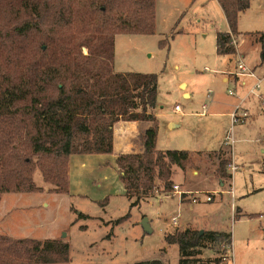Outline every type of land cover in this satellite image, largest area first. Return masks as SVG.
Returning <instances> with one entry per match:
<instances>
[{
	"label": "rangeland",
	"instance_id": "374dc122",
	"mask_svg": "<svg viewBox=\"0 0 264 264\" xmlns=\"http://www.w3.org/2000/svg\"><path fill=\"white\" fill-rule=\"evenodd\" d=\"M154 23L151 34L115 35L113 69L157 75L156 147L190 153L183 170L171 167L172 185H179V192L172 187L166 192L156 181L152 196L130 206L115 159L79 162L74 157L68 162L71 193L52 192L36 168L33 180L41 191L0 194V234L61 238L69 245L68 264H131L152 258L177 264V246L164 241L166 233L219 230L231 234V249L219 264H264V65L253 42V34L264 30V0H249L237 16L243 61L262 78L250 94L254 79L223 83L229 76L204 70L227 68L225 55L215 48L216 32L229 30L217 0H155ZM81 50L86 54L85 47ZM241 100L240 111L249 117L230 126L229 114ZM176 103L181 113L173 110ZM15 121L0 116V146L15 141L14 131L23 133ZM227 132L234 139L232 153L223 144ZM222 171L230 177H222ZM79 213L88 217L78 218ZM221 252L222 246L210 244L200 256L213 259Z\"/></svg>",
	"mask_w": 264,
	"mask_h": 264
},
{
	"label": "trees",
	"instance_id": "16d2710c",
	"mask_svg": "<svg viewBox=\"0 0 264 264\" xmlns=\"http://www.w3.org/2000/svg\"><path fill=\"white\" fill-rule=\"evenodd\" d=\"M217 1L229 30L216 33V53L233 55L231 37L238 41L240 34L237 16L249 0ZM154 20L155 0H0V116L16 118L15 127L23 131H14L15 141L0 146V194L41 191L33 180L36 168L52 192L68 193L70 157L111 154L113 126L120 120L150 123L140 152L115 157L130 206L152 196L156 181L164 191L172 190L171 167L183 170L190 153L156 148L157 75L113 69L115 35L151 34ZM253 41L264 65V30L255 32ZM222 177L230 175L222 171ZM164 241L177 246V264H219L231 249V234L219 230L184 228L166 233ZM210 244H219L222 252L202 259V248ZM69 260V245L61 238L0 234V264Z\"/></svg>",
	"mask_w": 264,
	"mask_h": 264
},
{
	"label": "crops",
	"instance_id": "0c3cea01",
	"mask_svg": "<svg viewBox=\"0 0 264 264\" xmlns=\"http://www.w3.org/2000/svg\"><path fill=\"white\" fill-rule=\"evenodd\" d=\"M251 42H250V44H252ZM255 43H257V42H255ZM116 45H117V41H116V38H114V50L116 48ZM257 48L259 51V44L257 45ZM236 56L237 57L240 56L242 59H243V57H245V52L240 48L239 44H237L236 51L233 55H225V58H226L225 65L227 68L232 69V67L235 63ZM224 75H227V74H224ZM227 76H229V77H223L222 78L223 83H226L228 81V78L233 80L234 83L242 82V81H240L241 78L253 79V78L245 77V76H236V77H233L231 75H227ZM181 85H183V88H185V84H181ZM184 95L188 96V93L185 92ZM241 101L243 102V100H241ZM178 113H181V111ZM169 125H171L172 127L175 126L174 122H172V121H169ZM148 126H150V123H148V122L120 120V121L116 122L113 126V150H112L111 154H109V155L108 154H87V155H74V156L72 155L70 157V161L74 157L79 162H84L86 160H91V159L102 160V159H105L107 157V158H111L113 160V163H114V159H115L116 155H118V154L130 153V152H140L142 150V137L141 136H142V133L144 132V130ZM178 187H179V185H178ZM69 188H70L69 192L71 193V187L69 186ZM175 192L176 191L173 189V193H175Z\"/></svg>",
	"mask_w": 264,
	"mask_h": 264
},
{
	"label": "built area",
	"instance_id": "2783aa9c",
	"mask_svg": "<svg viewBox=\"0 0 264 264\" xmlns=\"http://www.w3.org/2000/svg\"><path fill=\"white\" fill-rule=\"evenodd\" d=\"M230 44L235 46V48H236V46L238 44L237 39L232 36ZM204 70L205 71H210L213 74L221 73V74L231 75L233 77L246 76V77L253 78L254 79V85L252 86V88L250 89L248 94L252 93V91H254L256 89H259L260 84H261V80H262L261 77L258 78V77L255 76L254 70L251 67H249L243 61V59L240 56H238L237 59L235 60V63L233 65L232 69L226 68L225 71H221V70H218V69L209 70L208 68H204ZM263 76H264V74H263ZM229 94H232V93L229 92ZM210 95H211V92H210V90H208L207 93H206V97H210ZM241 102L242 101H239L238 104L235 105L233 111L229 114L230 126L234 125L237 122H244L249 117V114H247L246 111H240ZM261 102L264 103V96H261ZM205 107H206V104L204 103L202 105L203 110L205 109ZM173 110L175 112H180L181 111L180 105L178 103H176L174 105V107H173ZM233 143H234L233 137L229 134V132H227L226 136L224 137L223 144L229 146L231 153H232ZM228 166H229V169L231 171L235 170V168H236V166L232 162L230 164L228 163ZM172 188L176 192H179L178 191L179 190L178 185L174 184V185H172ZM192 200L196 201V198L193 197ZM210 200H211V197L207 196L206 197V201H210ZM175 220H176L175 217H172V221L175 222Z\"/></svg>",
	"mask_w": 264,
	"mask_h": 264
},
{
	"label": "water",
	"instance_id": "95a60500",
	"mask_svg": "<svg viewBox=\"0 0 264 264\" xmlns=\"http://www.w3.org/2000/svg\"><path fill=\"white\" fill-rule=\"evenodd\" d=\"M141 224L142 226L145 228V229H148V224H147V219L146 218H143V220L141 221ZM202 232V230H200V233Z\"/></svg>",
	"mask_w": 264,
	"mask_h": 264
}]
</instances>
